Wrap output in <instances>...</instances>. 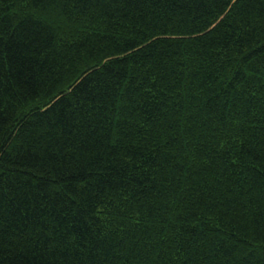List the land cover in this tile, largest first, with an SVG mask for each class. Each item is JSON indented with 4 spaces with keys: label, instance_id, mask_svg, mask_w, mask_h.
<instances>
[{
    "label": "trees",
    "instance_id": "trees-1",
    "mask_svg": "<svg viewBox=\"0 0 264 264\" xmlns=\"http://www.w3.org/2000/svg\"><path fill=\"white\" fill-rule=\"evenodd\" d=\"M0 28L54 37L0 67L9 179L34 189L9 256L264 264V0H0ZM29 154L64 168L58 193L20 174ZM41 232L63 241L44 259Z\"/></svg>",
    "mask_w": 264,
    "mask_h": 264
},
{
    "label": "snow or ice",
    "instance_id": "snow-or-ice-1",
    "mask_svg": "<svg viewBox=\"0 0 264 264\" xmlns=\"http://www.w3.org/2000/svg\"><path fill=\"white\" fill-rule=\"evenodd\" d=\"M238 0H232V5H236ZM50 34H47L44 30L36 28L24 33H8L3 28H0V67H2V58L7 56L9 52L14 49H27L43 48L47 45V42L53 39ZM71 91V89H70ZM55 104L56 102L53 101ZM24 104H27V96L24 97ZM6 121L0 119V264H33L35 253L32 248H28L25 245L21 246L13 255L9 256L8 250L5 245L7 241L5 239L8 234V214L10 211L19 213L22 209H26V205L31 204L32 188H22L14 180L9 179V174L13 171L11 165L13 162L8 157V141L3 135V125ZM36 159L31 154L21 157L15 165L16 168H26L27 170L21 172V175L30 176L38 182L41 191L52 190L58 193L60 189L53 188L54 185L65 183L67 176L64 174V168H51L47 172L43 168L36 167L32 161ZM91 166V165H89ZM75 178V176H73ZM261 192L264 193V187H261ZM83 193L73 192V198L82 197ZM72 201H68L71 203ZM85 203L90 202V198H85ZM71 211V209H67ZM74 215V214H73ZM82 216H86V213H82ZM43 237V239H42ZM27 242L32 243L34 246L39 245L44 249L41 252L40 258L44 259L45 253L49 251L48 245L55 244L58 247L63 245V241L49 238L43 232L38 233L35 239ZM52 255L56 254L53 250Z\"/></svg>",
    "mask_w": 264,
    "mask_h": 264
}]
</instances>
